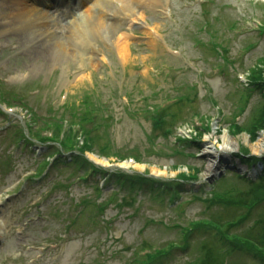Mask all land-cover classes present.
Segmentation results:
<instances>
[{"label": "rangeland", "instance_id": "1", "mask_svg": "<svg viewBox=\"0 0 264 264\" xmlns=\"http://www.w3.org/2000/svg\"><path fill=\"white\" fill-rule=\"evenodd\" d=\"M2 1L0 0V23L9 22L13 19L8 18L10 12L1 11ZM161 1L164 3L165 0ZM194 1L173 0L172 22L160 20L159 17L162 19L163 17L158 12H149L146 17L149 21L141 28L131 24L120 26V34L124 33V40L130 45V56L127 61H123L119 56L114 38L99 37L92 47L89 43L80 41L78 35L75 40L80 41L77 42L79 47L71 56L65 57V60H62V55L53 53L37 58L34 53H38L42 44L50 39V37L44 39L41 34L46 32L47 36H51L64 30L51 24L48 26L49 29L36 31L31 35L28 29L24 30V34L20 32L23 29H17L18 27L6 31L13 25L0 24V43H2L0 64H6L7 67L6 70L1 71V75L26 72L27 84L41 80L44 84L48 83V87L53 91L51 93L55 96L60 97L61 93H67L69 99L78 104L87 99L98 103L101 98L108 105L110 111L108 115H113V118L110 125L101 126L99 131L92 135L93 141L86 148V155L89 158L100 165H107L103 154H100L103 148L106 154L141 156L145 162L125 166L128 168L123 171L145 174L149 178L159 179L161 184H167L171 179L175 180L187 175L185 185L179 188L178 185H169L170 187L164 185L162 189L168 191L167 194H162L160 191L158 195H152L153 193L147 192V189L142 193L139 190L138 193L129 194V202L132 205L120 207L116 204L121 202V198L127 192L116 186L113 187V183L104 184L105 179L100 174L89 181L73 183L70 189L58 185L55 187L56 182L66 181L67 178L77 179L79 176L72 177L70 174L72 171L77 174L84 173V170H77L74 166L67 167L59 163L58 167L53 168L40 182L35 176L30 180H24L21 188L4 206L6 210L1 216L4 226L0 235V264H26L27 259L37 253L35 250L23 251L26 245L57 241L75 217H78V220L72 228H69L65 242L56 249H47L42 253L43 257L34 264H126L132 249L141 244L161 245L171 240L179 242L183 240L181 230L169 229L159 224L149 225L147 222L150 219H161L165 224H179L184 227H190L191 222H199L203 218L224 223L244 210L241 205L239 207L227 205L215 198L217 194L224 195L225 191L235 190H242L241 196L245 200L257 201L253 204L251 218L241 224L236 230L237 233L245 236L251 234L250 237L264 242L263 226L259 224L253 227L256 220L264 219V162L261 165L255 163L252 169L250 165L240 163L236 156L239 150H245L252 155L264 157V153L253 151L254 144L264 136V123L261 129L252 135L246 131L235 134L230 131L229 125L219 113L222 110V113L229 115L228 113L235 109L239 95L246 93L247 106L239 117L240 124L249 127L263 115L264 83L260 84L261 87L254 88L244 84L248 83L244 80L237 82L235 78L238 74H248L247 71L255 68L256 65H263L264 34L233 37L229 32L227 37L218 38L227 41L230 45L232 58L247 43H259L258 47L246 52L241 57V63L234 64V68L225 75H213L211 72L213 65L221 61L216 62L215 57L211 56L208 50H196L192 46L195 37L207 39L205 34L199 33V27L205 22H209L217 32H221L223 27L230 26L231 22L241 26L252 17H257L263 22L264 0H212L213 3L204 6L203 9L201 4H194ZM147 23L163 33L170 41V45L177 47L184 43L182 48L186 58L168 56L160 41L151 38V29L149 30ZM180 27L181 32H178ZM20 35L23 37L21 40L18 37ZM117 37L118 35L115 38ZM200 56L203 58L199 63L200 72L189 71L184 67L186 59L201 58ZM91 59L100 63L94 68L91 66ZM150 68L155 69L156 74H153ZM169 68L178 71L170 73L167 71ZM160 71H165V74L161 75ZM167 72L169 74H166ZM79 76H82V80L75 82V78ZM192 83L198 86L199 92L198 95L190 94V99L194 98L195 103L184 102L171 109L166 126L174 129L182 121L189 120L194 112L207 114L215 121L213 132L203 136L206 144L201 145L200 148L196 146L186 148L185 153H189V157L168 154L142 157L141 153L145 154L152 137L158 143L172 144V142L167 140L169 137L163 132L155 129L151 122L131 116V110L141 108L142 100L152 96L153 93L159 97L153 98V95L150 102H160L165 97L175 95L173 91L179 86ZM249 84L252 85V82ZM247 86L252 89L246 90ZM208 95L215 98L216 107L206 99ZM39 103L40 100L37 101V104ZM61 113L64 117L71 118L70 111H61ZM244 137L247 138L246 141ZM231 139L239 140L235 150L229 144ZM4 151L5 143L3 146L0 145V153ZM39 153L40 151L33 153L25 148L15 151L13 171H0V190L21 178L23 174L35 172L40 166L42 168L43 163L51 161L49 157L47 158L48 153L40 155ZM228 164L233 165V168L227 167ZM211 166L217 172L210 171ZM194 178L196 181L192 180ZM99 186L102 189L98 193L96 188L98 190ZM52 188L54 190L46 197V191ZM171 188L177 189L176 192L179 193L172 202L168 199L170 194L174 193ZM114 191L118 192V195ZM86 195L89 197V204L83 211L75 208L74 202H79ZM109 196H114L115 201L112 202L113 199L100 213L98 206L108 198H112ZM206 199H209V202H204ZM32 201L37 205L30 208ZM29 209L27 216L34 217L35 221L28 226L25 234L17 237L14 229L26 222L28 218L23 220L22 212ZM208 228L210 227L206 226L191 234L187 252H175L172 258L158 260L156 264H190L203 255L209 257L207 264H220V262L264 264L255 251L241 252L240 249L246 247L241 245H235L239 249L232 251L231 254L225 253L212 260V254H218V249L222 246L216 239L215 230L211 231ZM105 239L110 240L109 244L97 250L96 248L100 247L99 242ZM120 249H123V252L117 254L115 251ZM20 250L26 256L25 260L15 259V253Z\"/></svg>", "mask_w": 264, "mask_h": 264}, {"label": "bare ground", "instance_id": "2", "mask_svg": "<svg viewBox=\"0 0 264 264\" xmlns=\"http://www.w3.org/2000/svg\"><path fill=\"white\" fill-rule=\"evenodd\" d=\"M116 1V3H113ZM149 0H81L80 4L82 8H72L70 12H68V18L66 20L67 24L64 25L60 21H63L61 16L58 15L56 18L53 17V14L50 15L45 10H37L30 7L27 4H24V0H3L1 5V11H8L10 14L8 15L9 19H13V23L8 30L13 29H23L20 32L28 29L29 34H33L36 31H45L47 28L49 29V25H51V21L48 20V17H53V24L56 28H61L64 32L53 33L51 36H47V33L41 34L44 39L50 37V39L42 44L38 53H34L35 57H40L43 55H47L49 53L62 55V60H65V57L71 56L73 51L79 47V44L75 38H77V31H81L78 35V39L80 41L89 43L92 47L94 46V40L99 37H108L109 39H113L118 41V53L119 56L122 57L123 61H127L130 56V45L126 40H124V33L120 34V25H125L123 22L125 21H114L110 19V17H106V14H109V11L116 16L131 14V11L140 10L142 14H145V9L147 8L146 2ZM151 1V0H150ZM41 3V2H40ZM77 4V0L73 5ZM48 6H51L48 4ZM86 7V8H85ZM86 10H83V9ZM148 10H151L150 8ZM112 20V21H111ZM64 26V27H62ZM118 35L117 39L115 38ZM19 39H23L20 35ZM112 41V40H111ZM36 51V50H35ZM94 59H91V66L95 68L100 61H96L94 63ZM98 62V63H97ZM82 76L76 77V81H81ZM245 141L247 140L244 137ZM229 144L232 149H236L239 145L238 139H231ZM253 151L255 153L262 152L264 153V136L259 139L253 146ZM210 171L213 170V166L209 168ZM218 170V169H217ZM217 172L216 170H213ZM0 223H4L0 218ZM3 228V227H2ZM0 226V231H2Z\"/></svg>", "mask_w": 264, "mask_h": 264}, {"label": "trees", "instance_id": "3", "mask_svg": "<svg viewBox=\"0 0 264 264\" xmlns=\"http://www.w3.org/2000/svg\"><path fill=\"white\" fill-rule=\"evenodd\" d=\"M90 145V144H89ZM259 192H261V191H259ZM262 193V192H261ZM264 194V193H263ZM257 196H258V194H257ZM216 199H219V198H216ZM219 200H221V199H219ZM223 201V200H222ZM254 203H257V201H254V202H250V204L251 205H253ZM218 230H216V232L214 233L215 234V236H216V238L217 239H219V238H221V237H223V236H226L227 238H228V234L229 235H234V234H230V232H229V230H226V231H223L222 229H221V226H217L216 227ZM195 229H196V227H195ZM236 234V233H235ZM237 235V234H236ZM251 234H249V236H250ZM232 241H236V242H240V240L234 235V236H232V239H231ZM223 243H228V241L227 240H223ZM260 245H262V246H264V242L263 243H260ZM234 248H235V250H238L239 248H237V247H235L234 246ZM255 251V253L257 254V256H258V258H260V259H264L263 258V254H262V252L259 250V249H256V248H254V247H252L251 245H249L248 243H246V247L245 248H243V249H240V251L241 252H251V251Z\"/></svg>", "mask_w": 264, "mask_h": 264}]
</instances>
